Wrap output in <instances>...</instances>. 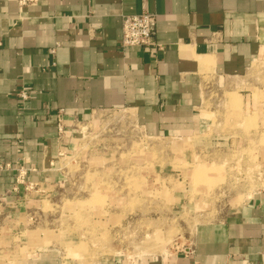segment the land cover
<instances>
[{
  "label": "crops",
  "instance_id": "0c3cea01",
  "mask_svg": "<svg viewBox=\"0 0 264 264\" xmlns=\"http://www.w3.org/2000/svg\"><path fill=\"white\" fill-rule=\"evenodd\" d=\"M143 12L156 15L162 50L122 47L123 17ZM263 48L264 0H0V165L28 171L21 185L14 171H0V264H264V191L198 222L184 249L135 261L86 259L82 241L51 224L60 202L71 224L96 211L87 199L57 197L79 178L74 161L130 146L139 168L152 150L167 167L171 152L184 153L185 141L212 125L206 83L247 85Z\"/></svg>",
  "mask_w": 264,
  "mask_h": 264
},
{
  "label": "rangeland",
  "instance_id": "374dc122",
  "mask_svg": "<svg viewBox=\"0 0 264 264\" xmlns=\"http://www.w3.org/2000/svg\"><path fill=\"white\" fill-rule=\"evenodd\" d=\"M262 56L243 87L217 80L206 83L202 108L212 125L205 135L187 139L185 152L178 157L171 152L167 167L164 163L160 167V155L152 150V159L139 168L142 162L136 164L134 153L127 152L132 151L130 146L109 155L98 150L99 158L95 151L86 161H74L79 178L74 185L61 186L57 197L87 199L96 211L93 217L80 213L71 224L63 219L60 202L55 212L51 210L55 233L67 232L82 241L87 247L82 256L91 260L114 255L127 262L147 254L175 253L191 245L198 222L223 216L236 202L264 191V48ZM231 96L237 106L229 102ZM183 195L185 202L174 205L173 198ZM68 253L63 256L71 257Z\"/></svg>",
  "mask_w": 264,
  "mask_h": 264
},
{
  "label": "built area",
  "instance_id": "2783aa9c",
  "mask_svg": "<svg viewBox=\"0 0 264 264\" xmlns=\"http://www.w3.org/2000/svg\"><path fill=\"white\" fill-rule=\"evenodd\" d=\"M45 0H17L20 7L35 6ZM122 47H153L162 50V46L156 41V15L151 12H143L140 14L126 15L122 19ZM64 111H58L57 115V132L58 140L61 141L65 137ZM77 129L80 130V136L87 138L84 123L77 122ZM63 157V153H60ZM0 171H14L17 175L18 184H23L27 175V170L23 167L13 169L8 164L0 165Z\"/></svg>",
  "mask_w": 264,
  "mask_h": 264
}]
</instances>
